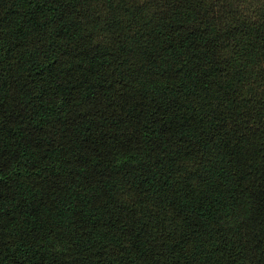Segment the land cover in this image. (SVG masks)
Instances as JSON below:
<instances>
[{"label":"trees","instance_id":"1","mask_svg":"<svg viewBox=\"0 0 264 264\" xmlns=\"http://www.w3.org/2000/svg\"><path fill=\"white\" fill-rule=\"evenodd\" d=\"M0 264H264V0H0Z\"/></svg>","mask_w":264,"mask_h":264}]
</instances>
